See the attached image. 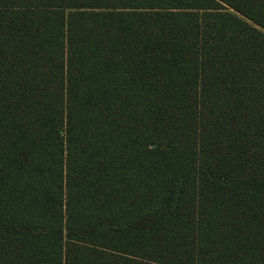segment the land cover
Wrapping results in <instances>:
<instances>
[{
    "label": "trees",
    "instance_id": "1",
    "mask_svg": "<svg viewBox=\"0 0 264 264\" xmlns=\"http://www.w3.org/2000/svg\"><path fill=\"white\" fill-rule=\"evenodd\" d=\"M0 264H264V0H0Z\"/></svg>",
    "mask_w": 264,
    "mask_h": 264
}]
</instances>
